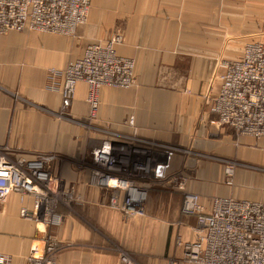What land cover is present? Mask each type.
I'll list each match as a JSON object with an SVG mask.
<instances>
[{"label":"crops","instance_id":"1","mask_svg":"<svg viewBox=\"0 0 264 264\" xmlns=\"http://www.w3.org/2000/svg\"><path fill=\"white\" fill-rule=\"evenodd\" d=\"M117 34V53L135 61L137 84L101 91L96 132L85 83L63 113V71L87 46ZM231 40L242 49L228 59L229 45H239ZM254 40L264 41V0H92L73 37L30 31L0 38V148L16 157L53 155L49 168L75 190L85 218L62 209L64 224L52 233L71 245L57 264H122V251L142 264H167L171 256L188 264L176 240H196L198 222L181 212L184 191L200 195L207 212L221 197L264 203V139L213 125L209 110L222 85L218 63L238 60ZM132 116L134 127L126 124ZM111 132L182 150L155 153L142 217L124 218L89 183L92 150ZM223 159L237 163L231 185ZM180 169L189 175L184 191L171 177ZM24 208L33 210L32 197L12 193L0 202V253L14 264H25L51 234L23 218ZM109 242L120 249H107Z\"/></svg>","mask_w":264,"mask_h":264},{"label":"built area","instance_id":"2","mask_svg":"<svg viewBox=\"0 0 264 264\" xmlns=\"http://www.w3.org/2000/svg\"><path fill=\"white\" fill-rule=\"evenodd\" d=\"M92 0H0V38L10 32H40L71 37L80 25L86 24ZM122 37L117 34L103 42L88 46L82 58L70 61L63 71V113H66L80 83L88 88L90 129L99 132L93 123L98 117L101 91L106 88L131 89L137 84L135 61L117 53ZM221 89L210 104L216 115L213 125L230 128L238 135L264 139V41L248 43L235 61L218 63ZM51 72H55L52 69ZM126 124L135 126L132 116ZM182 152L174 147L152 143L136 135L107 133L92 150L90 185L102 190L106 203L118 209L124 218L142 217L148 198L149 182L154 173V155ZM186 150L185 154L188 155ZM53 155H12L0 148V202L12 193L33 198V210L22 209V217L51 230L43 245L34 246L25 264H57L59 253L71 244L59 242L52 230L64 224L60 209L73 211L80 200L72 187L66 186L49 168ZM228 184L233 182L235 161L223 159ZM177 189L185 190L187 175L178 179ZM181 212L196 217L198 237L192 242L177 238L188 264H264V203L217 198L207 212L200 195L184 191ZM76 214V212H74ZM79 216V215H76ZM122 264H140L122 251ZM0 264H14L11 255L0 253ZM167 264H180L174 256Z\"/></svg>","mask_w":264,"mask_h":264},{"label":"rangeland","instance_id":"3","mask_svg":"<svg viewBox=\"0 0 264 264\" xmlns=\"http://www.w3.org/2000/svg\"><path fill=\"white\" fill-rule=\"evenodd\" d=\"M92 9V8H91ZM121 23V22H120ZM121 25L122 24H120V25H118V27L122 30V28H121ZM119 29V30H120ZM118 32H120V31H116L114 34H116V33H118ZM121 33V32H120ZM71 37H73V36H71ZM232 41V42H231ZM230 41V43H236V42H238L239 43V45H233V44H230L229 45V47H228V55L229 54H231V52H233L230 56H227V58L229 59V58H236L237 56H239L240 55V52H241V49H242V41H240V40H231ZM122 42V41H121ZM118 47V46H117ZM87 48H88V46H87ZM86 48V49H87ZM236 48V50H233V49H235ZM238 48H239V50H238ZM220 60V59H219ZM72 61V60H71ZM175 153H181V152H175ZM187 155V154H186ZM189 155V154H188ZM184 156H185V154H184ZM90 161H88V163H89V165L91 166L92 165V158H90L89 159ZM224 165H226V169L230 166V165H228V164H224ZM236 169V168H235ZM235 171V170H234ZM181 175H187L188 177H189V175H188V173L185 171V170H183V169H180V170H178V171H175L174 173H172L171 174V177L173 178V181L175 182V187H176V185L178 184V179H179V177L181 176ZM233 177H234V175H233ZM227 181H228V177H227ZM73 211L72 212H70V211H68L65 207H63L62 209H65L66 210V212L68 211L69 212V214L71 215H74V216H76V215H79V216H81L82 217V213L79 211L80 210V205H77V204H74L73 205ZM62 209H60V212L62 213ZM74 212H76V214H74ZM63 214V213H62ZM24 218V217H23ZM83 218V217H82ZM25 219H28V218H25ZM83 219H85V218H83ZM52 236L53 237H55L54 236V234L52 233ZM64 244H71V243H64ZM109 244L110 245H108L107 246V249H120V247H118L116 244H114V243H112V242H109ZM68 248V247H67ZM138 262V261H137ZM140 264H142V263H140Z\"/></svg>","mask_w":264,"mask_h":264},{"label":"bare ground","instance_id":"4","mask_svg":"<svg viewBox=\"0 0 264 264\" xmlns=\"http://www.w3.org/2000/svg\"><path fill=\"white\" fill-rule=\"evenodd\" d=\"M92 44H93V43H92ZM90 45H91V44H90ZM90 45H89V46H90ZM84 53H85V52H84ZM83 55H84V54H83ZM72 61H74V60H72ZM219 76H220V74H219Z\"/></svg>","mask_w":264,"mask_h":264}]
</instances>
